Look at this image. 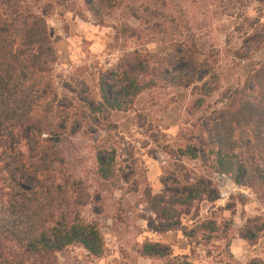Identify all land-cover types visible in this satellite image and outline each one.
I'll list each match as a JSON object with an SVG mask.
<instances>
[{"label":"trees","instance_id":"obj_1","mask_svg":"<svg viewBox=\"0 0 264 264\" xmlns=\"http://www.w3.org/2000/svg\"><path fill=\"white\" fill-rule=\"evenodd\" d=\"M22 2L0 0V264H57L56 255L72 245L102 255L100 233L80 219L78 209L87 196L68 191L69 180L58 169L63 166L59 151L79 133L112 130V113L127 112L135 98L159 86L191 89L194 96L189 111L197 118L179 156L196 161L208 178L226 177L251 190L264 205V24L249 26L241 45L228 50L235 66L242 65V84L223 85L213 47L171 40L159 61L146 51L128 54L111 71L120 88L111 91L101 84L99 96L89 100L76 91L70 96L54 73L57 53L47 29L48 6L37 14ZM85 4L94 16L108 8L104 0ZM114 29L134 33L127 25ZM199 73L208 79L197 86ZM217 92L219 99L210 104ZM114 160L113 151L98 153L102 178L113 177ZM181 187L175 194L146 192L144 201L161 227L191 236L181 216L195 203L215 201V190L202 176ZM229 228L230 222L200 227L205 235L224 238ZM262 234L264 221L249 219L241 238L253 245ZM154 247H144L142 255L163 257Z\"/></svg>","mask_w":264,"mask_h":264},{"label":"rangeland","instance_id":"obj_2","mask_svg":"<svg viewBox=\"0 0 264 264\" xmlns=\"http://www.w3.org/2000/svg\"><path fill=\"white\" fill-rule=\"evenodd\" d=\"M21 1L37 14L48 6L47 29L57 53L54 73L70 96L76 91L89 100L99 96L101 84L111 91L120 88L111 71L128 54L146 51L159 61L171 40H198L213 47L223 85L242 84V65L235 66L228 50L241 45L249 26L264 24V0H104L108 8L96 16L87 10L85 0ZM120 25L134 33L117 34L114 28ZM207 79L199 73L196 85ZM218 99L217 92L207 101L213 104ZM193 100L191 89L159 86L135 98L127 112L112 113V130L94 128L65 141L58 158L63 166L58 169L69 180L70 193L87 196L85 206L78 209L80 219L100 233L103 251L95 257L72 245L56 255L57 264L264 262V234L253 245L241 238L247 220L264 221V205L251 190L226 177L208 178L196 161L179 156L197 118L189 111ZM103 149L115 156L109 180L102 178L97 162ZM201 176L214 186L216 200L195 203L181 216L182 226L192 235L161 227L144 194H175ZM210 222H230L226 237L205 235L200 227ZM146 246L158 249L163 257H144Z\"/></svg>","mask_w":264,"mask_h":264}]
</instances>
